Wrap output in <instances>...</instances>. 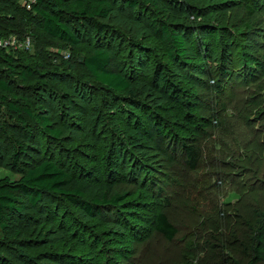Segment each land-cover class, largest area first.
<instances>
[{
	"label": "rangeland",
	"instance_id": "1",
	"mask_svg": "<svg viewBox=\"0 0 264 264\" xmlns=\"http://www.w3.org/2000/svg\"><path fill=\"white\" fill-rule=\"evenodd\" d=\"M16 1L28 10L26 0ZM113 1L99 43L130 94L111 92L87 73L89 45L46 38L24 23L0 24V52L17 61L14 73L0 71L11 91L2 97L61 131L54 143L38 138L41 157L70 176L68 190L80 189L82 201L118 197L91 214L53 198L21 238L34 243L7 241L0 232V264H210L215 255L231 257V264H264V247L256 263L241 261L238 244L227 246L232 237L241 243L239 235L206 228L215 216H205L211 211L205 204L186 209V200L208 195L216 212L232 217L243 201L264 231V0H150L142 13ZM155 20L183 37L189 65L169 55L151 28ZM26 70L33 76L23 80ZM66 88L83 105L72 117L62 98ZM5 104L0 99V180L15 182L31 163L17 154L8 123L29 119L13 116ZM189 148L202 158L195 170ZM160 212L178 228L173 243L156 233Z\"/></svg>",
	"mask_w": 264,
	"mask_h": 264
},
{
	"label": "trees",
	"instance_id": "2",
	"mask_svg": "<svg viewBox=\"0 0 264 264\" xmlns=\"http://www.w3.org/2000/svg\"><path fill=\"white\" fill-rule=\"evenodd\" d=\"M120 1L125 8H139V13H142L145 3L150 0ZM114 4L113 0H33L30 9L25 10L17 4L16 0H0V24L19 28L24 23L27 28L32 30V33L37 32L46 38L60 40L74 46L79 43L89 45L92 47V54L82 61L87 73L107 90L125 95L130 94V83L124 76L112 71V57L99 43L105 28H107L103 21L109 19L113 13ZM7 26H1V28H7ZM151 28L155 34L161 36L164 44L168 45L167 51L172 58L189 65L186 59L190 56L188 54L190 49L186 46L182 36L157 20L151 21ZM79 36H83L82 42L78 41ZM16 62L13 57L0 52V71L4 69L11 74L14 73ZM21 76L23 80L30 79L33 76V71L26 70L21 73ZM42 87L47 86L42 85ZM211 88H215L214 83H211ZM2 94H11V91L7 83L0 79V99L6 102L5 106L9 112L18 118L23 114L29 119V124L23 119L18 125L8 123V132L9 138L15 143L17 154L26 156L31 163L17 181L0 180V232L7 241L20 240V242L34 243L33 240L22 239V241L21 238L31 227L29 222L33 221L34 216L40 215L42 208L47 207L53 198H68L79 204L89 214L99 213L101 207L117 202L118 197H113L109 200L110 203L102 198V203L93 201L88 204L82 201L83 193L80 189L71 188L68 190L72 183L70 176L55 163L41 157L40 140H38V138H45L47 139L46 144L54 143L61 136V131L50 118L34 115L29 109L21 111L20 106L8 103ZM73 94V89L66 88V92L62 95L65 109L69 112L70 117L75 116L79 112L77 109L83 107L79 99L73 97ZM19 102L27 103L26 100ZM187 157L189 168L195 170L202 159L199 152L196 148H189ZM196 196H198L197 200H186V209L195 203L197 205L199 202L205 204L206 209L211 210L210 212L206 211L205 216L210 213H214L215 216L213 220L207 219L206 223H210L211 226H206V228L209 230L211 228L229 229L230 232L239 235L242 239L241 243H232V237L227 246L234 247L238 244L240 250L238 255L241 261H245L246 258L253 263L259 261L261 257L259 251L264 247L263 223L259 216L249 209H245L242 205L244 202L241 201V203L234 204L236 210L239 208L238 214L224 217L222 213L215 211L216 208L210 204L212 201L208 195L198 194ZM253 197L256 196L253 195ZM253 197L251 196V198ZM244 198L246 199V197ZM178 204L185 207V204L181 202ZM244 206H248V204L244 203ZM186 219L190 220L191 225L199 224L198 219H190L189 215ZM155 221L156 233L168 243H173L179 235V231L169 221L167 214L158 213ZM226 232L228 231H225V234ZM226 236L228 235H223L219 240L222 243L227 242L229 239ZM238 241L236 240V242ZM215 256L218 260L210 264H231L233 261L228 256Z\"/></svg>",
	"mask_w": 264,
	"mask_h": 264
},
{
	"label": "built area",
	"instance_id": "3",
	"mask_svg": "<svg viewBox=\"0 0 264 264\" xmlns=\"http://www.w3.org/2000/svg\"><path fill=\"white\" fill-rule=\"evenodd\" d=\"M33 2V0H26L25 6L27 9H30L31 3Z\"/></svg>",
	"mask_w": 264,
	"mask_h": 264
}]
</instances>
